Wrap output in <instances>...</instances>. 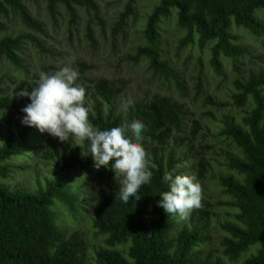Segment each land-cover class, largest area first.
Returning a JSON list of instances; mask_svg holds the SVG:
<instances>
[{"label": "trees", "instance_id": "obj_1", "mask_svg": "<svg viewBox=\"0 0 264 264\" xmlns=\"http://www.w3.org/2000/svg\"><path fill=\"white\" fill-rule=\"evenodd\" d=\"M26 1L35 0H0V11L8 13L11 9L28 28L44 32L43 23L32 15ZM44 1L53 18L57 15L58 6L63 4L71 22L75 23L77 6H81L87 8L102 26L104 24L96 0ZM133 3L134 0H129L126 9L120 13L114 33L123 30L127 18L134 11ZM262 8L264 0H158L148 15L144 30L146 43L139 45L133 59L146 56L154 73L173 81L178 88H184L178 70L163 57L162 19L176 12L177 24L187 30L182 44L193 42L195 35L202 48L213 42L211 64L217 73H223L222 56L237 62L249 52L245 45L239 43V35L233 32L235 25L247 28L256 36L264 35V21L258 14ZM2 29L3 24L0 23V33ZM87 36L95 45L92 21L87 25ZM26 39L46 51L37 36L22 33L17 36L0 35V55L14 66L24 68L21 51ZM90 68V63L82 61L76 70L79 73L76 83L88 81L92 90V106H86L90 109L89 121L99 130H110L124 122L141 121L145 125L142 146L146 150L148 144H153L150 151H146L150 162L156 165L155 169H151V183L138 190V200L132 196L125 204L118 195L120 185L114 179L115 173L111 168L114 161L109 167L99 169V176L105 171L109 173L103 181L105 187L93 197L91 214L97 234L105 237V246L95 244V258L89 262L85 242L77 233L67 234L55 212L59 202L73 217L80 209L87 208L88 195L84 191L73 190L66 179L75 170L90 171L95 168L88 152L89 142L85 141L82 148H75L70 138L68 149L64 148L61 152L55 144L57 138L53 137V140H48L44 158L51 160L56 157L57 168L52 179L45 181V186L31 192L24 187L11 188L0 184V264H225L221 259L203 257L197 249L200 243L206 241L200 221L192 226H181L176 221L177 216H167L158 205L159 194L170 190L163 182L164 173L182 175V161L189 159L190 146L183 135L189 111L178 100L157 94L150 99H135L125 114L119 113L116 104L123 92V82L117 83L104 76L91 80L86 76ZM45 72L54 74L49 68H45ZM234 85V101L244 106L251 98L253 105L245 109L241 120H227L219 130V136L237 149L226 156L225 165L231 173H223L217 178L223 192L231 198L226 203L221 202L236 208L234 220L220 224L224 232L221 246L224 255L231 261L239 260L255 247V252L245 258L243 264H264V69L249 74L246 79L236 80ZM22 90H25L23 82L14 88L11 96H7L3 78L0 77V114L6 107H12L18 114L25 115L21 109L31 101L18 95ZM198 90L202 91L201 83ZM206 99L212 105H224L212 96ZM3 117L5 121H10L11 116L7 112L3 113ZM190 120V137L195 139L203 130V123L199 118ZM35 130L24 125L17 133L10 132L0 146L1 177L7 178L18 167L11 162L14 156L26 158L29 154H38L41 139ZM185 145L188 149L182 156L180 152ZM83 151L89 156L82 155ZM209 166L207 156L198 158L196 167L200 178ZM206 204L209 203L206 201ZM204 214L208 219L210 212ZM174 231L177 232L175 235ZM120 245L127 246L124 252L120 250Z\"/></svg>", "mask_w": 264, "mask_h": 264}, {"label": "rangeland", "instance_id": "obj_2", "mask_svg": "<svg viewBox=\"0 0 264 264\" xmlns=\"http://www.w3.org/2000/svg\"><path fill=\"white\" fill-rule=\"evenodd\" d=\"M96 1L100 7L103 26L98 19L91 16L87 8L81 6H77L75 23L71 22V16L63 4L58 6L57 15L53 18L44 0L26 1L32 15L43 23L44 32L28 28L21 17L11 9L8 13L0 11V23L3 24L1 36L28 33L37 36L46 49L42 51L31 40H24L21 51L24 68L14 66L7 58L0 55V77L3 78L6 95L11 96L14 88L22 82L27 90L35 87L39 73H46L45 68H49L50 73H55L65 66L77 70L78 63L86 61L91 64V68L86 72L89 79L104 76L117 83L123 82V92L119 95L116 104V110L119 113L125 114L135 99H150L157 94L178 100L189 111L183 135L188 139L190 152L189 159L182 161L184 168L182 175H194L201 184L203 207L194 210L187 220H180L177 216L176 221L181 226H192L200 221L199 225L203 228L206 241L200 243L197 249L201 251L203 257H210L213 260L221 259L225 264H243L244 259L255 252V247H252L239 260L231 261L224 255L221 246L224 232L220 229V224L227 220H234L236 208L221 202L226 203L231 198L223 192L217 178L223 173H231L225 165L226 156L237 149L224 137L219 136V130L227 120H241L245 109L253 105L251 98L244 106H239L234 101L233 94L236 92L234 82L238 79H246L249 74L264 69V35L256 36L247 28L235 25L233 32L239 35V43L245 45L249 52L237 62L222 56L224 72L217 73L211 64L213 42H209L202 48L198 44V36L195 35L193 42L182 44L187 30L177 24L176 12H171L169 16L162 19L161 24L163 57L178 70L184 83V88L180 89L173 81L154 73L146 56L138 60L133 59L139 45L146 43L144 30L148 15L158 0H134V11L127 18L123 30L118 33H114V26L120 13L126 9L129 0ZM258 14L264 21V8L258 10ZM89 21H92L95 45H92L87 36ZM199 83L202 84V91L198 90ZM76 84L85 88V106L91 107L93 100L89 82ZM207 96L214 97L224 105L210 104L206 99ZM6 112L11 116L9 122L3 117V113ZM23 116L12 107H6L1 112L0 146L4 144L10 132L17 133L24 126L21 122ZM193 118H199L203 123V130L195 139L190 137L192 131L190 119ZM35 134L41 139L38 154L35 156L29 154L26 158L14 156L11 162L18 167L14 168L7 178L0 176V184L11 188L24 187L34 192L38 187L45 186L47 179H52V174L57 168V160L56 157L51 160L45 159L44 152L50 142L48 140H53V136L47 132L41 133L38 129L35 130ZM68 141L62 142L57 138L55 144L62 152L64 148L68 149ZM72 144L75 148L78 147L73 139ZM150 145L153 146L151 143L146 146L147 152L151 149ZM187 149V145L182 147L180 152L182 156ZM202 155L207 156L210 166L200 178L196 162ZM108 173L109 171H105L99 176L100 172L96 168L90 171L75 170L66 179V183L72 186L73 190L84 191L86 196L88 195L89 202L85 204L87 208L80 209L76 216L73 217L65 205L56 201L60 203L55 206L59 224L67 234L77 233L85 242L89 262L94 261L95 244L105 246V237L97 234L93 226L91 209L94 206L93 197L105 187L103 181L107 179ZM52 209L54 210V204ZM206 211L210 212L208 219L204 214ZM176 233L174 231L173 235ZM126 247V245H120V250L124 252Z\"/></svg>", "mask_w": 264, "mask_h": 264}, {"label": "clouds", "instance_id": "obj_3", "mask_svg": "<svg viewBox=\"0 0 264 264\" xmlns=\"http://www.w3.org/2000/svg\"><path fill=\"white\" fill-rule=\"evenodd\" d=\"M79 73L65 66L54 74L39 73L36 86L29 92L27 89L18 93L28 97L30 103L21 109L25 114L22 124L34 127L41 133L47 132L60 141L71 137L77 146L82 148L89 142L90 156L94 167L111 168L114 179L120 185V200L128 204L130 197L138 200V190L151 183L156 165L148 159L142 146V131L145 125L134 120L130 124L122 123L110 130H99L89 121L90 109L85 106L86 90L76 84ZM82 155L89 156L82 152ZM163 182L170 190L162 191L158 205L165 213L187 220L194 210L203 207V189L196 177L173 175L166 171Z\"/></svg>", "mask_w": 264, "mask_h": 264}]
</instances>
